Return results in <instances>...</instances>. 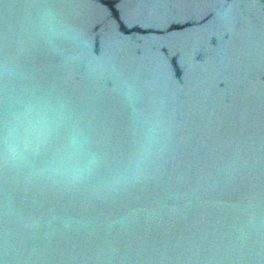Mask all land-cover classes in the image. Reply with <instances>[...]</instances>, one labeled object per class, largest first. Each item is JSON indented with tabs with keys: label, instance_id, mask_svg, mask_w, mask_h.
<instances>
[{
	"label": "water",
	"instance_id": "95a60500",
	"mask_svg": "<svg viewBox=\"0 0 264 264\" xmlns=\"http://www.w3.org/2000/svg\"><path fill=\"white\" fill-rule=\"evenodd\" d=\"M0 264H264V0H0Z\"/></svg>",
	"mask_w": 264,
	"mask_h": 264
}]
</instances>
